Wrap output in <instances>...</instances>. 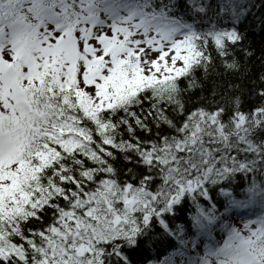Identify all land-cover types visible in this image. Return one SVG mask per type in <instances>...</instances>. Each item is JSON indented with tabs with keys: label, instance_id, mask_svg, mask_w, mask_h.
Returning a JSON list of instances; mask_svg holds the SVG:
<instances>
[{
	"label": "snow or ice",
	"instance_id": "snow-or-ice-1",
	"mask_svg": "<svg viewBox=\"0 0 264 264\" xmlns=\"http://www.w3.org/2000/svg\"><path fill=\"white\" fill-rule=\"evenodd\" d=\"M0 264H264V0H0Z\"/></svg>",
	"mask_w": 264,
	"mask_h": 264
},
{
	"label": "trees",
	"instance_id": "trees-1",
	"mask_svg": "<svg viewBox=\"0 0 264 264\" xmlns=\"http://www.w3.org/2000/svg\"><path fill=\"white\" fill-rule=\"evenodd\" d=\"M250 39H252L256 46L258 47L261 43V34L258 32V31H252L250 32ZM199 93L197 92L196 93V96H198ZM196 97L194 96L193 99H195ZM187 219V210H184V211H181L179 213V218L177 219L176 223H184ZM168 251H171V249L169 248ZM166 251L161 248V251H160V256H163V255H166Z\"/></svg>",
	"mask_w": 264,
	"mask_h": 264
}]
</instances>
